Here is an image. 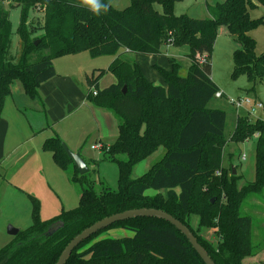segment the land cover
Listing matches in <instances>:
<instances>
[{
    "label": "trees",
    "instance_id": "trees-1",
    "mask_svg": "<svg viewBox=\"0 0 264 264\" xmlns=\"http://www.w3.org/2000/svg\"><path fill=\"white\" fill-rule=\"evenodd\" d=\"M0 0V122L12 85L19 82L31 99H41L42 84L57 76L54 59L88 51L93 58L114 56L108 68L94 69L87 76L86 99L113 114L118 137L110 145L107 159L119 169L118 189L97 192L88 173L80 174L66 154L64 141L54 135L43 148L81 187L79 206L42 220L37 198L32 200V225L20 230L0 250V264H56L66 245L95 222L126 210L156 208L182 221L197 237L216 264H248L244 259L260 250L253 246V222L241 214L246 197L264 186V120L239 116L231 140L256 139L257 179L238 188L237 175L229 177L223 167L227 114L210 104L220 91L211 78V58L221 28L234 37L233 77L245 74L253 87L264 80V53L257 56L250 31L263 19H253V0H217L210 17L195 19L174 13L178 0H131L124 10L114 0L99 15L83 0H15L21 7L17 35L20 52L12 49L13 28L9 11ZM264 6V0H257ZM40 4L43 26L27 23L30 10ZM157 5L162 9L157 10ZM40 23V22H38ZM42 30L39 37H33ZM38 43L36 44V42ZM189 46L190 65L170 58V68L155 65L164 84L150 81L127 54L160 56L164 46ZM112 73L116 82L101 89L99 81ZM165 153L145 174L133 178L135 166L160 148ZM126 156L123 160L120 156ZM89 165V163L87 162ZM219 172V174H218ZM149 190L156 194L150 195ZM213 200V201H212ZM191 214L199 215L198 228ZM64 226L52 236V223ZM217 229L211 242L202 230ZM111 229L129 230L133 235L99 238ZM66 264H205L187 238L169 222L138 217L117 222L80 244Z\"/></svg>",
    "mask_w": 264,
    "mask_h": 264
},
{
    "label": "rangeland",
    "instance_id": "rangeland-1",
    "mask_svg": "<svg viewBox=\"0 0 264 264\" xmlns=\"http://www.w3.org/2000/svg\"><path fill=\"white\" fill-rule=\"evenodd\" d=\"M216 1L178 0L175 3L174 13L177 16L187 15L195 19H206L210 17V9L215 5ZM253 1L257 7L250 10L251 17L253 19L261 18L264 21V6L257 0ZM130 4L131 0L113 1V6L118 10H124ZM3 7L10 13L13 28L11 51L14 55H17L21 47L20 38L16 32L20 23L21 7L15 0H6L3 3ZM156 7L157 10L162 11L159 5ZM42 10L41 5L38 3L30 10L27 23H30L34 29L43 26L45 23ZM41 34L42 30H38L33 37H39ZM249 35L256 42V55L259 56L264 53V23L251 30ZM237 48L238 43L234 37L222 29L219 30L211 58V78L220 90L225 93V96L222 98L215 97L210 106L211 108L221 109L227 114L223 167L227 168L225 174L229 177L232 175V168H235V174L233 175L238 176L237 185L238 188H241L257 179V135L242 142L231 140V136L239 116L248 115L249 119L252 120H264V107L256 108L253 113H250L251 109L249 111L247 108H235L229 98L249 97L252 100L261 101L264 106V80L253 87L245 74H240L236 77L232 76L235 67L233 56ZM189 52L190 49L187 45L164 46L163 54L160 56L143 55L154 60L148 66L144 64L143 67L145 69L143 68L144 70L142 71L146 77H149L150 81H156V85H162L160 73L155 68V65L161 67H164V65L169 66L170 58L172 57L182 63L181 72L185 74L190 65ZM113 57L101 56L93 58L88 51H82L57 57L54 59V64L60 73L73 72L76 75L73 77L77 79V86L81 89L82 85V90L86 94L88 83L84 71L91 69L90 75L95 67L108 68L114 60ZM125 58L134 60L135 57L134 54H127ZM150 58L148 60H151ZM81 67H83V70ZM107 74H109L108 76H114L112 73ZM105 76L102 77L101 85L103 88L108 83V81H104ZM14 84L21 86L19 82ZM26 96L15 94V91L12 90V93L6 98L0 122V250L13 241L14 236L8 234L9 226L19 230H26L32 225V200L30 195L39 201V213L42 220H51L62 213V211L76 209L79 206L81 196V187L70 182L69 175L54 161L52 153L43 148L44 140L53 134L49 130L39 132L34 129L41 122L38 114L33 112L34 104L40 103L30 100ZM44 120L47 121V119ZM44 120L41 123L45 122ZM62 122L60 124L63 128L68 127L70 123L76 122L78 127L72 128L74 133L77 135L80 133V137L82 135L84 137L81 142V146L83 145L81 153L89 163V173H87L94 189L97 192L103 191L104 188L117 190L119 180L117 164L107 159L109 156L106 152L94 150L91 147L92 141L96 138V122L91 112L81 104V107L77 108L69 119L67 118ZM73 138L74 136L71 134L70 140ZM107 142L104 140L105 144ZM64 143L70 148L67 142L64 141ZM164 153L165 150L161 147L152 156L138 163L134 168L133 178H138L145 174L162 159ZM243 156H245V159H243ZM120 158L123 160L127 159L124 155L120 156ZM147 193L150 195L156 194L154 190H149ZM241 214L252 219L253 246L259 247L260 250L255 256L244 259V263L264 264V186L260 191L246 197L241 206ZM190 217H192V226L198 228L199 215L191 214ZM216 231L217 229L214 227L205 228L202 230V234L211 242H215ZM131 235L133 234L129 230L111 229L100 235L99 238Z\"/></svg>",
    "mask_w": 264,
    "mask_h": 264
},
{
    "label": "crops",
    "instance_id": "crops-1",
    "mask_svg": "<svg viewBox=\"0 0 264 264\" xmlns=\"http://www.w3.org/2000/svg\"><path fill=\"white\" fill-rule=\"evenodd\" d=\"M221 29L223 31H226L225 28ZM134 57V60L141 66L142 70L145 69L143 67L144 64H147L148 66L150 65V62H153L154 60L153 58L151 59L150 57H145L139 54H135ZM148 58H150L151 60H148ZM97 68L95 67L94 69ZM163 68L169 69L170 65H164ZM55 69L57 72V76L42 84L39 89L41 99L32 100L38 101L40 103L34 104L33 112L38 114V116L41 118V122L42 120L47 119V121L44 120L45 122L43 123L39 122L34 129L39 132L49 130L51 134H53L52 136L58 135L63 141L67 142L72 151L81 153L83 146H81V142L84 137L83 135L80 137V133L78 135L74 133V130L72 128L75 126L78 127L76 122H74L73 124L70 123L66 128L61 127V124L63 123L62 121H64L65 119H69L75 113L77 108H80L81 104H83L84 107H86L87 110L90 111L91 114L94 116L96 122V138L92 141L91 145L98 141L104 143V140L108 141L106 144L109 145L114 143L119 134L115 117L109 111L95 107L87 101V92L86 94H84L81 84V89L77 86V79L73 77L76 75H74L73 72L60 73L57 70L56 66ZM81 69L83 70V67H81ZM90 70L91 69H89V71H84L85 76H89ZM108 75L109 74L104 77V81H108L107 85H105L106 87L116 82V78L114 76ZM147 78L149 79V77ZM160 78V82L163 85L164 81L162 77ZM102 81L103 79L99 82V86L101 89H103V86L101 85ZM152 82L155 84L157 83L156 81ZM12 90L15 91V94L18 93L19 95L26 96L21 86L13 84ZM71 134L74 136L72 140H70ZM79 137V140L81 141L78 140ZM85 161L87 162L86 159Z\"/></svg>",
    "mask_w": 264,
    "mask_h": 264
},
{
    "label": "water",
    "instance_id": "water-1",
    "mask_svg": "<svg viewBox=\"0 0 264 264\" xmlns=\"http://www.w3.org/2000/svg\"><path fill=\"white\" fill-rule=\"evenodd\" d=\"M37 43L38 41L36 42V44ZM64 149L66 151V154L74 161V165L78 169L79 173L86 174L89 171V166L85 161V159L82 157L81 153L72 151L65 143H64ZM234 174H235V170H234ZM138 217H155L169 222L187 238V240L190 242L192 247L195 249V251L198 253V255L205 264H216V262L208 254L206 249L200 244L197 237L194 235V233L190 230L188 226H186L182 221L174 217L172 214L156 208H136V209L126 210L123 212H119L107 216L95 222L94 224L85 228L83 231H81L79 234H77L74 238L71 239V241L66 245V247L62 251L56 264H66L73 251L80 244H82L85 240L89 239L94 234L112 226L117 222L125 221L132 218H138ZM63 226H64L63 221H56L52 223L49 229L47 230L46 235L52 236ZM19 231H20L19 229L14 228L13 226L8 227V234L14 237L19 234Z\"/></svg>",
    "mask_w": 264,
    "mask_h": 264
},
{
    "label": "built area",
    "instance_id": "built-area-1",
    "mask_svg": "<svg viewBox=\"0 0 264 264\" xmlns=\"http://www.w3.org/2000/svg\"><path fill=\"white\" fill-rule=\"evenodd\" d=\"M225 96V93L223 91H219L216 93V97L217 98H222ZM231 104L237 108V109H241V108H247L248 110L251 109L252 111H250V113H253V111L256 108H263V103L261 101H257V100H252L249 97H243V98H238V99H233V98H229ZM92 149L94 150H101V151H109L110 149V145L109 144H105L103 142H95L91 145ZM243 159H245V156H243ZM219 174V172H218Z\"/></svg>",
    "mask_w": 264,
    "mask_h": 264
},
{
    "label": "clouds",
    "instance_id": "clouds-1",
    "mask_svg": "<svg viewBox=\"0 0 264 264\" xmlns=\"http://www.w3.org/2000/svg\"><path fill=\"white\" fill-rule=\"evenodd\" d=\"M84 5L89 7L90 11L96 15H99L102 10L107 9V5L101 2V0H83Z\"/></svg>",
    "mask_w": 264,
    "mask_h": 264
}]
</instances>
